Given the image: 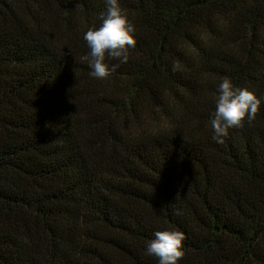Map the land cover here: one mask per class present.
<instances>
[{
	"label": "trees",
	"instance_id": "16d2710c",
	"mask_svg": "<svg viewBox=\"0 0 264 264\" xmlns=\"http://www.w3.org/2000/svg\"><path fill=\"white\" fill-rule=\"evenodd\" d=\"M120 4L136 47L100 80L104 0H0V264H158L162 230L180 264H264V102L210 125L224 77L264 100V0Z\"/></svg>",
	"mask_w": 264,
	"mask_h": 264
},
{
	"label": "clouds",
	"instance_id": "9594fccd",
	"mask_svg": "<svg viewBox=\"0 0 264 264\" xmlns=\"http://www.w3.org/2000/svg\"><path fill=\"white\" fill-rule=\"evenodd\" d=\"M105 9L100 15L98 28H89L83 39L90 49L83 57L91 69L90 75L105 80L116 72L120 64L127 63L130 50L136 47V26L122 8L120 0H104ZM116 60L118 64L107 61ZM264 102L254 91L236 87L229 77H224L217 88L215 110L211 114L212 139L223 143L229 130L251 123ZM146 243L144 254L158 258V264H180L185 255L184 233L179 230H162L154 233Z\"/></svg>",
	"mask_w": 264,
	"mask_h": 264
}]
</instances>
